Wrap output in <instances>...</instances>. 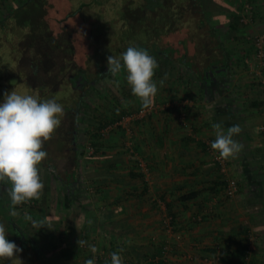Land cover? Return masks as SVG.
Returning a JSON list of instances; mask_svg holds the SVG:
<instances>
[{
  "label": "crops",
  "instance_id": "obj_1",
  "mask_svg": "<svg viewBox=\"0 0 264 264\" xmlns=\"http://www.w3.org/2000/svg\"><path fill=\"white\" fill-rule=\"evenodd\" d=\"M198 27L203 29L200 47L209 54L203 52L200 69L194 63L198 55L189 58L183 41L181 56L196 67L185 91L167 90L166 100L157 97L144 114H139L143 107L125 114L96 155L94 148L89 157L73 151L66 181L77 172L72 191L88 197L70 207L79 219L63 231L73 239L83 228L86 241L101 246L99 253H89L92 258L86 254L85 261L111 264L114 246L123 264H264V101L246 103L252 87L243 93L235 88L240 93L234 99L222 93L231 88V74L221 75L227 50L220 54L223 43L203 18ZM232 63L234 68L238 61ZM215 65L223 69L215 72ZM216 123L225 129L240 126L234 139L243 149L236 159L225 161L210 151ZM81 162L87 165L83 175ZM131 173L143 180L132 179ZM232 181L238 185L237 196L227 199L224 184ZM191 193L197 197L182 200Z\"/></svg>",
  "mask_w": 264,
  "mask_h": 264
},
{
  "label": "rangeland",
  "instance_id": "obj_2",
  "mask_svg": "<svg viewBox=\"0 0 264 264\" xmlns=\"http://www.w3.org/2000/svg\"><path fill=\"white\" fill-rule=\"evenodd\" d=\"M6 1L8 0H0V15L2 13H7L10 9ZM9 1L18 3L20 0ZM89 1L90 0L85 2ZM115 1L118 2V0L112 2L116 3ZM127 1L128 0H124L123 2L120 1L121 3L119 6L118 4L110 6L108 12L105 10L103 12L104 19L102 18L103 24H106L107 15L114 17L115 12L118 11L119 8L120 11L126 12L129 7H132L131 4H134L132 8L135 9L138 6L142 7V5H140L142 0H136L135 2L132 0ZM197 1L198 0H178V9L181 12L178 14L179 20L173 25L178 35L175 37L188 42L187 47L190 48L188 57L193 58L194 54H197L198 58L194 60V63H197L198 67L203 69L205 63L204 57L206 54H209L200 47L204 39L202 37L203 29L199 28L198 25L199 21L203 18L208 25L207 28L213 29L217 40H221L227 49V63L228 66L231 67V70L228 72L231 76L227 80L231 85L229 91L232 92L230 93L228 90L222 89V93L224 94L226 92L225 95L228 94V96L232 97L231 99H234L233 96L235 97L240 93L238 90H235V88L241 90V92H247L249 89L248 91L250 92L252 87L255 92L253 91V93L248 94V101L246 103L253 98L258 101H264V0H202L204 8H200ZM50 5L52 6V4ZM60 7H62L61 11L66 10L63 6ZM169 7H171V5ZM61 11L56 14L58 21L65 16V13ZM140 11L141 9H138L136 14H139ZM93 13L95 12H89L81 18L85 22V24L81 22L83 25L81 29L76 27L77 24L75 25L76 22L73 20L63 22L62 24H55L53 27V37L58 41L59 48L54 50L50 49V47H54V42L51 41L48 34L45 33V29L48 27L42 23V16L40 17L39 14L37 16L33 15L31 21H33L35 25L33 27H35V29H32V31L29 29L28 31L27 29H22V31L17 34L20 37V41L19 39L14 41V48H16V53L20 60H18L12 73L9 74L8 77L12 85H16L13 90L15 89L18 93L38 96L41 100L55 99L64 108V115L61 119L60 126L55 131L56 135L51 140L44 143V149L50 154L51 159L47 154L46 160L43 161L42 166H39V175L44 184L41 198L14 208L8 197L11 184L0 183V197L3 198L8 208V215L10 217L8 218L9 222L23 233L28 234V236L42 248L43 253L48 259L53 261V264L56 262L54 259L61 257L64 248L70 249L75 247L81 255L77 259L68 261L63 260L62 263L83 264L86 254L92 253L88 245H94L96 248L98 247L97 253H99L101 247L98 246L97 241H95V243L92 241V244L86 241L85 235H87V230L80 227L79 231L76 230L79 232L76 233L78 236L75 237L74 234L73 239L68 235L70 233H67V230L65 231L67 235H64L65 233L63 230H69L71 228V221L77 218L79 219L77 210L75 208L71 209L65 204V190L68 189L70 191L71 200L75 201V205L76 203H82V201L87 200L88 197L85 193L78 192L79 195H76V192L72 191V186L68 185L66 181V173L70 171L69 160L73 155V151L79 149L80 152H84V156L89 157V151L95 146L93 143L98 145L97 142L89 139V135L90 138H92V133L98 132L97 129L100 127L99 123L101 124L104 122L102 116L110 113V111H115V109H124L133 113L138 108L142 107L139 99L132 95L130 86L127 84L126 80L127 73L123 69L120 74L113 77L108 73L107 62L103 63L100 58L95 59V55L91 61L90 59L85 60L86 57L82 49H77V53H75V55L72 54V50L77 44L76 39L79 38V41L83 43L84 37L80 32L84 33V31H89V29H91V25L96 17L93 16V19L89 20ZM28 18L30 19V17ZM137 19L136 16L135 20ZM26 20L27 18L24 19L22 23L29 25ZM232 25L236 27L234 31L231 28ZM129 28L128 25H122L120 22L115 21L113 23L111 22L108 26L105 25L104 31L107 30L106 34L111 35L112 40L117 38L123 39L125 35L130 39L133 36L129 35ZM139 36L141 37L140 29L135 33V37ZM177 38L174 39L177 40ZM174 39L171 37L170 40L173 41ZM128 41L131 42L130 40ZM80 43L81 42H78V45ZM170 43L172 42L166 40L165 43H161V46L164 48ZM42 44H44V46H42ZM114 44L115 42L109 47H102L99 43L94 44V42H89L87 47L94 53V47H96L98 51L104 49L110 52L109 55L115 56L113 51L117 43ZM0 45H2L1 41ZM104 45L106 46V43H104ZM132 45L133 43L128 44V46ZM12 47V45L8 46V48L11 49ZM121 47L122 45L118 44L116 48L117 55ZM181 52L183 53L184 50H181ZM203 52H205V55ZM44 59H46V62H43ZM98 59L103 63L102 65L104 67L100 76L96 75L98 69L95 66V62L97 63ZM234 60L238 61V63L235 64L236 67L232 68V62H234ZM78 69L79 71H77ZM160 69L162 71V68ZM7 70L4 68L0 69V101L2 100L0 103H3L4 93L7 92L10 87L9 83L6 81V76H4L6 72H8ZM195 70L196 69L193 71L183 67L180 63H177L176 67L172 68L167 62L163 74L166 80H163L161 78L162 73L158 71L157 68L153 79L157 83L158 92L154 100L157 101V97L166 100L164 95L167 90H174L175 88L176 90L180 89L185 91L187 89L186 86L191 85L188 75H190V73L193 74ZM71 77H74V81H72ZM86 77L88 78V82L85 80ZM161 80L164 81L162 86L160 85ZM82 93H84L85 96L84 99L80 101L77 114L78 119L75 122L74 118L77 113V105L75 103L79 100V96ZM245 96L247 97V95ZM212 98H214V96H212ZM68 109L70 110L68 111ZM115 129L116 125L104 129V139H106V136L109 134L112 135ZM89 130L92 131L91 134L88 133ZM261 131L264 133V129ZM65 140H67L68 143H63ZM48 144L51 146L49 147ZM209 148L211 152H214L210 146ZM82 161L84 160L82 159ZM85 164L86 162H81L79 165L80 174L82 175L87 168ZM58 178L62 181V186H60V183L57 181ZM227 187L225 190L227 199L235 198L237 192L233 195H229L227 193ZM13 211H15L17 215L13 216ZM26 215L30 216L32 221L38 222L37 225L34 226L31 221L26 220ZM0 223L4 225L7 235H12L9 232L7 221L0 217ZM61 231H63V233L59 235L58 233H61ZM7 238L9 237L7 236ZM79 239L85 240L87 243L83 247H79L76 241ZM21 253L23 255H19V259L22 263H26L27 257L24 253L30 255L33 251L27 248L26 251H22ZM58 264H61V262L59 261Z\"/></svg>",
  "mask_w": 264,
  "mask_h": 264
},
{
  "label": "trees",
  "instance_id": "obj_3",
  "mask_svg": "<svg viewBox=\"0 0 264 264\" xmlns=\"http://www.w3.org/2000/svg\"><path fill=\"white\" fill-rule=\"evenodd\" d=\"M85 1H88V0H20L18 3L16 2L14 3L13 1H9V0L6 1L7 6L10 9L7 13L5 14L2 13L0 15L1 17L0 19V41L2 44L0 45L1 46L0 48V69L4 68L7 70L8 68L7 70L8 72H6V74L4 75L6 76V81L10 85L9 90L7 92L10 93V91L13 90V88L16 86V85H12L11 80L8 79V77H9V74L12 73L18 60H20L18 57V54L16 53V48H14V41H16L17 39H19L20 41V37L17 34L21 32L22 29H27V31L28 29L31 31L32 29L33 30L35 29V27H33L35 25L33 21H31L32 20L31 17H33V15L37 16L38 14L40 15V17L42 16L41 17L42 23H44V25L48 27L47 29H45V33H47L48 36L50 37V40L54 42V45H53L54 47H50L51 50L59 48L58 41L53 37V34H54L53 27L55 26V24H62L63 22H68V21L73 20L76 22L75 25L77 24L76 27L81 29V27L83 26L82 23L85 24V22L81 18H83L84 15L88 14L89 12H95L96 14L93 13L92 17L89 18V20H91L93 19V16H96L93 24L91 25L92 26L91 29H89V31L88 30L84 31V33L80 32L84 37V39L82 38L83 43L82 41H79L80 40L79 38L76 39L77 44L72 50L73 55L77 53V49L78 50L82 49L86 57L85 60L90 59L92 61V58L95 55V59L100 58V60L103 63H105L107 62V57L110 56L109 55L110 52L104 49L98 51V49L94 47L95 48L94 50L95 53H94L92 50H90L87 47V44H89V42L90 43L94 42V44L99 43L102 47H107V46L109 47L111 44H113V42H115V44L117 43L113 51L116 57H120L121 54L125 52L127 48L129 47L128 44L133 43L135 47L147 50L148 53L156 59L159 65L158 71L162 73L161 78L163 80H166L163 74H164V67L165 65H167V62L170 66H172V68L176 67L177 63H180L183 67H186L193 71L194 69H196V67L193 64L185 63L186 57L181 56V48L183 46V41L181 40V38L175 37L178 35L176 33V30L173 28V25H175L177 21L179 20L178 14H180L181 12L178 9L179 7L178 0H142L140 4L142 5V7L138 6L139 8L137 7L135 9V8H132L134 7V4L133 5L131 4L132 7H129V9L126 10V12L120 11V8H119V10L115 12L114 17L111 15H107L106 17L107 21H105L106 24H103V21H102V18L104 19L103 12L105 10H107L108 12V9L110 8V6L117 5V4L119 6L120 3L123 2L124 0H118V2L115 1L116 3L112 2L114 0H90L89 2H85ZM132 1L135 2L136 0H132ZM197 2L200 8L202 7L204 8L202 0H198ZM50 4H52V6ZM170 5L171 7H169ZM60 6H63L64 8H66V10L61 11L62 7ZM138 9H141V11L139 14H136L138 12ZM60 11L65 13V16L64 18H61L60 21H58L56 14H58ZM136 16L138 18L137 20H135ZM28 17H30V19ZM112 17L113 19L111 20ZM26 18H27L26 21L29 25H25L22 23L23 20ZM115 21L120 22V24L122 25H128L130 27L129 35L133 37L128 39V37H126L125 35L123 39L117 38L115 40H112L111 35H107L106 34L107 30L104 31V29H105V25L108 26L111 22L113 23ZM203 21H205V19H203ZM231 28L234 31L236 27L232 25ZM138 29L141 30V37L140 36L135 37V33L138 31ZM171 37L172 39L177 38V40L174 39L172 41L170 40ZM127 39L130 40L131 42H129ZM166 40H169L172 43L167 44V46L163 48L161 46V43H165ZM78 42H81V43L78 45ZM104 43H106V46L104 45ZM118 44H121L122 47L119 49V54L117 55L116 48L118 47ZM9 45L13 46L12 49L8 48ZM42 46H44V44H42ZM226 50L227 49L225 48V46H224V49L219 48L221 55L225 54ZM188 51L189 50L186 49L187 53ZM225 58L228 59L227 55L226 57H224V62L222 61L225 64L224 66L225 69L221 75H226L229 72V68H228L229 66L227 63L228 60L226 61ZM100 60L98 59V62L97 63L95 62L96 64L95 66L100 72L99 76L101 75V72L104 69L102 65L103 63ZM43 62H46V59H44ZM196 66H198V64H196ZM160 68H162V71ZM77 71H79V69ZM34 72L36 73L35 70ZM193 74H195V72H193ZM71 79L72 81H74V77H71ZM85 80H87L88 82L87 77ZM84 96H85L84 93H82L79 96V100H77V102L75 103L77 105L76 107L77 113L74 118L75 122L78 119L77 114H78V108L80 106V101L84 99ZM254 105L260 106L261 104L255 102ZM70 109H68V111ZM129 112L131 111H126L124 109L122 110L115 109V111H110V113L106 114L105 116H102L104 122H102L101 124L99 123L100 127L97 129L98 132L92 135L93 140L97 141V144H98L96 145V143H93L95 145L94 155H96L97 153H99V151H101L100 146L102 147L103 140H104L102 131L113 125H116V128L119 129V125L117 123L122 119L123 116H125V114ZM116 130H114L113 132L115 133ZM91 132H92L91 130L88 131L89 134H91ZM64 143L65 144L68 143L67 140H65ZM77 153H78V156L84 155V152H80L79 149H77ZM42 163L39 166H42ZM77 177H78L77 172L71 175L68 180V185L70 186H73V184L76 185L78 182ZM131 178L132 179L141 178L143 180V176L141 174L131 173ZM58 180L60 179L58 178ZM224 186L226 187L228 186V184L227 185L224 184ZM65 194H66L65 204L67 207L70 208L75 203V201L71 200L70 192L69 193L67 192ZM76 195H79V193H76ZM196 197H197V193H191L190 195H186L182 197V200L188 201ZM7 209L8 208L6 206V203L4 202L3 198L0 197V217H5L6 220H8V217H9ZM8 229L10 232L13 233L14 229H13L12 224H9ZM7 239L11 241L10 240L11 238H7ZM26 246L30 248V250H32L33 253H30V255L24 253L27 259H26V263L24 262L22 264H53V261H51V259H48V257L43 253L42 248L38 244H36L33 240H31V242H28ZM114 251H116V247L113 246L112 252ZM62 253L63 255L61 257H59L58 259L57 258L54 259V261L56 260L54 264H58L59 261L61 262V264H64L62 263L63 260L68 261L72 259H77L81 255L78 249H73V250L69 249V250L63 251ZM92 257L93 256L90 255V258ZM243 257L244 258L247 257V253H243ZM90 258H87V259H90ZM98 262L99 264H102L105 261L99 260ZM0 264H11V262L10 261H0Z\"/></svg>",
  "mask_w": 264,
  "mask_h": 264
},
{
  "label": "clouds",
  "instance_id": "obj_4",
  "mask_svg": "<svg viewBox=\"0 0 264 264\" xmlns=\"http://www.w3.org/2000/svg\"><path fill=\"white\" fill-rule=\"evenodd\" d=\"M158 67L156 59L147 50L135 46H129L120 57H107L108 73L116 77L123 69L132 95L145 109L153 105L158 92L153 79ZM163 82L160 81L161 86ZM63 115L64 108L55 99L41 100L38 96L20 94L15 89L4 93L3 103H0V183L11 184L8 197L14 208L41 198L44 184L39 175V165L47 158L44 143L53 138ZM212 127L215 140L211 149L218 153L219 159H236L243 149V145L234 139L240 134V126L232 125L225 129L216 123ZM12 215L17 213L13 211ZM25 219L34 226L38 223L27 215ZM86 243L82 239L77 241L79 247ZM88 247L93 254L97 253L94 245ZM21 252V248L7 239L5 227L0 223V261L22 264L19 259ZM85 264H95V260L88 259ZM111 264H123L118 252L111 253Z\"/></svg>",
  "mask_w": 264,
  "mask_h": 264
},
{
  "label": "flooded vegetation",
  "instance_id": "obj_5",
  "mask_svg": "<svg viewBox=\"0 0 264 264\" xmlns=\"http://www.w3.org/2000/svg\"><path fill=\"white\" fill-rule=\"evenodd\" d=\"M187 49L189 50L190 48L188 47ZM212 68L215 69V72L223 69V67H221V66L219 67L216 65L213 66ZM99 74H100V72L97 71L96 75L99 76ZM13 229H14L13 233L10 232L13 235V237H11V239H10L11 242H14L19 248L22 249V251H26L28 248L26 245L28 244V242H31L32 239L28 236V234L23 233L22 231H20L16 227L13 226ZM19 255H23V254L20 253Z\"/></svg>",
  "mask_w": 264,
  "mask_h": 264
},
{
  "label": "built area",
  "instance_id": "obj_6",
  "mask_svg": "<svg viewBox=\"0 0 264 264\" xmlns=\"http://www.w3.org/2000/svg\"><path fill=\"white\" fill-rule=\"evenodd\" d=\"M148 109H151V108H148ZM148 109L141 110L139 114L140 115L144 114ZM227 188H228L227 193L229 195H233L234 193L237 192L238 186L235 182H232V183H230V185Z\"/></svg>",
  "mask_w": 264,
  "mask_h": 264
}]
</instances>
